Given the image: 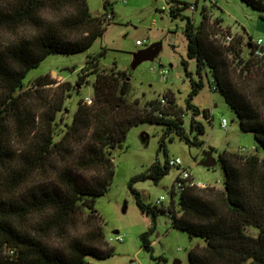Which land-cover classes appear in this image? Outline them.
Segmentation results:
<instances>
[{
    "label": "trees",
    "instance_id": "obj_1",
    "mask_svg": "<svg viewBox=\"0 0 264 264\" xmlns=\"http://www.w3.org/2000/svg\"><path fill=\"white\" fill-rule=\"evenodd\" d=\"M243 1L264 20V0ZM169 4L172 16L190 6L181 0ZM108 5L112 6L110 0ZM107 15L93 12L88 0H0V264H89L88 256H112L114 247L96 201L115 177L114 150L123 147L131 127L145 121L165 124L168 132L202 144L198 135L189 138L183 117L191 110V130L205 133L204 124L195 120L202 111L192 99L204 87L206 67L213 76L212 88L234 109L241 128L254 133L257 152L225 151L219 157L226 173L224 187L174 184L166 209L146 203L133 186L138 179L159 182L169 172L172 166L163 142L165 163L155 162L133 177L131 190L143 212L153 218L165 212L173 227L204 239L203 246L189 251L191 264H264V60L243 55L241 37L224 43L229 30L224 31L219 20L211 23L206 9L198 26L183 15L187 53L197 61L201 78L192 80L186 108L171 90L162 96L167 103L130 97L126 71L100 69L98 56L104 50L88 59L78 80L82 84L89 72L97 73L93 101L81 99L65 129L58 113L73 88L70 82L46 94L45 88L57 83L47 74L33 82L37 90H25L28 72L49 55L89 49L106 30L111 20ZM183 65L190 75L188 61L183 59ZM203 113L211 117L209 110ZM45 176H53V183L29 187ZM78 216L84 229L71 235ZM152 232L140 235L142 247L151 253ZM55 236L65 240L63 247L49 244Z\"/></svg>",
    "mask_w": 264,
    "mask_h": 264
},
{
    "label": "rangeland",
    "instance_id": "obj_2",
    "mask_svg": "<svg viewBox=\"0 0 264 264\" xmlns=\"http://www.w3.org/2000/svg\"><path fill=\"white\" fill-rule=\"evenodd\" d=\"M181 1L190 3V6L180 15L172 16L169 0H110L112 6L108 7L105 6L106 0H88L93 12L112 15L104 33L85 51L49 55L28 72L23 81L25 90H37L33 82L47 74L52 75L57 83L45 88L48 90L45 91L46 94L52 95L58 84L70 82L73 88L65 99L64 109L58 113L61 128L65 129L66 123H72L79 101L95 95L96 72H89L87 81L82 84H78V80L85 73L83 69L88 59L98 56L104 50V54L98 56L100 69L126 71L131 78L130 97L142 100L162 98L171 90L179 103L186 108V99L193 89L192 80L198 81L201 78L197 72V61L189 58L187 53V37L184 32L186 20L183 15L189 16L198 26L204 17L203 10L206 9L211 23L219 20L224 31L229 30L235 39L242 38L243 55L246 57L250 53L248 43L259 38L264 39V20L259 11L243 0ZM137 40L144 44H137ZM155 42H162L158 55L153 60L144 61L137 68H133L134 55ZM183 59L188 61L190 75L186 72ZM162 68L169 69L166 80L161 79L159 71ZM202 79L204 87L193 96L192 103L202 111L195 116V120L204 124L205 133L198 134L191 130V110H186L183 117V127L189 138L194 140L198 135L202 144H192L181 138L177 132H168L165 124L145 121L131 127L123 147L114 150L115 177L107 192L96 201V209L103 217L107 238H113L109 242L114 247V254L107 258L88 256L89 264H191L189 251L205 244L203 238L190 236L188 232L173 227L167 213L159 211L156 218H153L143 212L130 185L133 177L147 172L155 162L165 163L166 154L161 147L163 142L169 159L179 157L183 165L172 166L159 182L138 179L133 182V186L146 203L166 209L182 167L189 169L197 183L222 188L226 173L220 162V155L225 151L257 152L254 149L257 145L254 133L241 128L234 109L220 91L212 88L214 81L209 67L203 70ZM205 109L210 111L211 117L204 115ZM223 118L228 121L227 129L222 127ZM242 148L248 151L243 152ZM210 151L216 164L207 167L203 161L206 152ZM260 153L263 154V151ZM52 177L45 176L33 181L29 187L47 186L53 183ZM26 190L23 189V194ZM162 196L165 199L160 202ZM175 199H178V195ZM78 218L79 225L71 227V235L81 233L84 229L81 216ZM150 229L153 230L150 234L153 253L142 247L140 238L143 232ZM117 236H122L123 240L116 239ZM48 242L53 247H63L66 243L56 236ZM159 256L165 258L164 262H158Z\"/></svg>",
    "mask_w": 264,
    "mask_h": 264
},
{
    "label": "built area",
    "instance_id": "obj_3",
    "mask_svg": "<svg viewBox=\"0 0 264 264\" xmlns=\"http://www.w3.org/2000/svg\"><path fill=\"white\" fill-rule=\"evenodd\" d=\"M107 18H111V15L108 14ZM218 36L219 35H216V37H218ZM233 39H234V37L230 33H226L223 36V42L226 43V44H229ZM137 44L143 45L144 42L141 41V40H138ZM248 44H249L248 47H249V51H250L251 56L255 57L256 59H263L264 60V39L263 38H259V39L255 40V41L252 40ZM151 69L153 70L154 68H151ZM159 72H160V75H161V79L166 80L167 75L169 73V69L168 68H162ZM86 101L88 103H92L93 98H87ZM161 101H162V103H167V99L165 97H162ZM221 124H222V127L227 129L228 121H227L226 118L222 119ZM254 149H255V147H254ZM242 151L245 152V151H248V149L242 148ZM169 164L171 166H180L181 167L183 165V162H182L181 158L177 157V158L169 159ZM191 178H192V174L189 171V169H187L186 167H182L181 174H180L179 178L175 182L176 187L177 188L182 187L184 185V181H185L186 184L197 183L196 181H193ZM197 184H199V183H197ZM199 185L202 186L203 184H199ZM203 186H205V185H203ZM164 199H165V197L162 196V198H160L159 201L162 202ZM112 239L113 238H111L110 241H112ZM116 239L122 241L123 237L122 236H117Z\"/></svg>",
    "mask_w": 264,
    "mask_h": 264
},
{
    "label": "water",
    "instance_id": "obj_4",
    "mask_svg": "<svg viewBox=\"0 0 264 264\" xmlns=\"http://www.w3.org/2000/svg\"><path fill=\"white\" fill-rule=\"evenodd\" d=\"M98 14V12H95ZM162 49V42H155L148 47L141 49L134 55L132 67L137 68L141 63L148 60H153ZM145 139V138H144ZM203 164L207 167H212L216 164V159L213 157L212 152H206ZM119 232V231H116Z\"/></svg>",
    "mask_w": 264,
    "mask_h": 264
},
{
    "label": "crops",
    "instance_id": "obj_5",
    "mask_svg": "<svg viewBox=\"0 0 264 264\" xmlns=\"http://www.w3.org/2000/svg\"><path fill=\"white\" fill-rule=\"evenodd\" d=\"M138 41V40H137ZM193 176V175H192Z\"/></svg>",
    "mask_w": 264,
    "mask_h": 264
}]
</instances>
